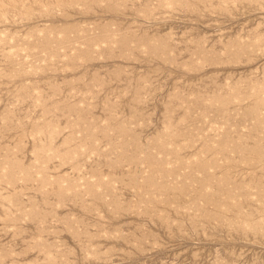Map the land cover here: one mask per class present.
I'll return each instance as SVG.
<instances>
[{"label": "rangeland", "instance_id": "rangeland-1", "mask_svg": "<svg viewBox=\"0 0 264 264\" xmlns=\"http://www.w3.org/2000/svg\"><path fill=\"white\" fill-rule=\"evenodd\" d=\"M0 264H264V0H0Z\"/></svg>", "mask_w": 264, "mask_h": 264}]
</instances>
